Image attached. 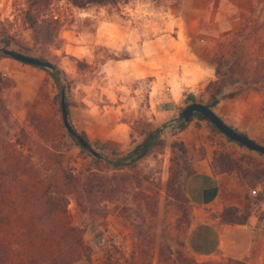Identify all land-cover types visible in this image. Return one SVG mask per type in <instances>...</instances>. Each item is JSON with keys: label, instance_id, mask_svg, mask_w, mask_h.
<instances>
[{"label": "rangeland", "instance_id": "obj_1", "mask_svg": "<svg viewBox=\"0 0 264 264\" xmlns=\"http://www.w3.org/2000/svg\"><path fill=\"white\" fill-rule=\"evenodd\" d=\"M24 1L0 0V15H4L0 20L9 31V37L0 40V73L5 82L1 92L4 108H0V151L7 148L6 142L18 141L16 149L22 154V162L34 166L32 173L48 178L55 173L57 162L77 175H86L93 168L101 171L100 176L105 180V193L101 194L100 201L103 216L90 218L82 214L73 200L68 206L74 220L86 227L84 240L92 248V263L102 264L112 256L123 261L137 253L142 264H246L224 257H196L188 247L187 236L192 225L213 219L217 214L204 213L184 197L185 182L194 172L193 151L204 150L187 139L202 124L207 128L211 134L210 145L215 146L210 169L215 173L235 172L250 188L248 202L236 213L235 220L246 222L255 214L263 229L264 155L229 141L206 121L194 119L183 129L178 126L180 122L172 123L191 103L209 105L237 90L229 92L230 85L216 76L211 87L195 95L186 93L182 103L173 104L164 92L165 83L161 82L156 88L162 98L158 104L155 98L151 102L149 98L153 78H140L147 75L142 71L145 66L152 70L160 64L167 66V72L175 79L178 77L177 58L166 59L168 53L176 50L172 44L176 27L169 5L177 1L131 0L127 4L78 9L67 0H53L52 10L61 20V26L59 40L48 48L46 58L61 72L59 76L66 88L65 100L70 104L69 117L75 131L82 133L79 122L84 107L99 105L109 110L118 103H129L131 107L124 116L133 137L128 151L143 141L141 134L146 124L152 130L161 128L159 134L165 145L155 148L133 169L124 171L107 166L103 159L108 156L100 143L89 141L90 147L102 158L96 159L69 137L62 119L60 89L50 73L2 54L3 50L10 49L28 56H41L30 32L14 15V3ZM256 33L253 30L252 34ZM237 44L238 39L233 35L226 38L213 62L221 73L231 72L242 83L244 77L251 75L254 65L250 57H238ZM160 53L164 58L159 57ZM127 59L132 60L130 65L135 70L131 82L122 75L125 69L119 64ZM263 73L264 60L257 64L249 80L251 84L261 81ZM122 95L125 96L121 102ZM30 120L41 122L39 130L29 125ZM44 138L54 142L47 143ZM174 143L183 144L186 157L178 147H172ZM51 145L55 149H50ZM8 178L5 177L6 199L16 201L20 195L10 197L9 190L21 184H13ZM22 178L29 181L25 174ZM252 190L258 191L256 197L250 196ZM17 227L16 223L10 227L7 223L1 230L9 234L11 228ZM7 240L10 244L16 242L10 236Z\"/></svg>", "mask_w": 264, "mask_h": 264}, {"label": "crops", "instance_id": "obj_2", "mask_svg": "<svg viewBox=\"0 0 264 264\" xmlns=\"http://www.w3.org/2000/svg\"><path fill=\"white\" fill-rule=\"evenodd\" d=\"M176 1L169 5L176 27V35L172 37L176 50L168 53L166 59L177 58L178 77L175 79L168 73V67L163 64L155 65L152 70L145 66L142 71L147 75L140 78H153L150 102L153 98L158 104L162 100L161 92L156 90L161 82L165 83L164 92L173 104L182 103L186 93L195 95L206 89L216 80L213 57L223 47L226 38L232 35L238 39V57H250L254 65L251 75L243 78L251 80L257 64L264 60V0ZM3 17L1 14L0 18ZM253 30L257 33L252 34ZM159 57L164 58L161 53ZM131 61L119 62L125 69L122 75L127 82L135 78ZM124 96L119 97L121 102ZM129 105L118 103L109 110L106 106L88 105L81 110L79 124L82 133L90 142L100 143L104 154L110 158L129 152L131 127L124 120L130 111ZM214 111L226 124L264 145V77L257 83V88L250 84L227 95L217 103ZM193 131L187 141L204 150L193 151L194 172L185 182V195L192 206L204 213L217 215L192 225L187 236L190 251L201 258L224 257L246 264H264V229L258 225L255 214L244 223L221 222V213L226 208L244 209L249 186L235 172H213L210 162L215 146L210 145L212 142L208 136L211 134L203 124L202 128Z\"/></svg>", "mask_w": 264, "mask_h": 264}, {"label": "trees", "instance_id": "obj_3", "mask_svg": "<svg viewBox=\"0 0 264 264\" xmlns=\"http://www.w3.org/2000/svg\"><path fill=\"white\" fill-rule=\"evenodd\" d=\"M67 1L78 9H86L91 6L101 7L127 4L131 0ZM52 5L53 0H25L20 4L14 3V15L16 19L21 21L23 27L30 32L33 43L41 51L39 58L43 60H47L46 53L48 48L55 46L59 40L61 20L53 13ZM8 24L11 25L12 23L9 22ZM8 35L9 31L6 29L5 23L0 20V40H3ZM40 69L51 74L60 89L62 99V95H65L66 88L62 84L59 76L61 72L57 68V74L45 68ZM232 74L231 72L221 73L219 67H216L218 80L222 78V82L230 85L229 92L251 84L247 80L238 83ZM263 77L264 73L260 76V80ZM211 85H214V83H211L209 87ZM252 86L257 88L255 82H252ZM4 89L5 82L0 73V108H4L1 99V92ZM215 101L218 103L217 99ZM65 102L67 105L68 119L70 121V104L66 100ZM194 119L208 122L215 131L223 134L203 115L196 113L189 122ZM1 125L2 123L0 121V127ZM29 125L39 130L41 122L30 120ZM186 125L187 123L181 121L178 126L180 129H183ZM149 126L151 125L146 124L142 134L140 133L144 136L143 141L133 147L131 151L117 158L105 157L103 160L106 161L107 166L115 171L133 169L139 161L149 156L155 148H162L165 142L160 138L159 133L161 128L152 130L148 128ZM67 134L84 151H89L71 133L67 131ZM80 136L90 146L86 135L81 133ZM44 140L50 144L54 142V140H48L47 138H44ZM228 140L234 142L229 138ZM236 144L244 147L239 143ZM6 145L7 148L0 151V264H93L92 248L84 240L86 227L74 220L68 210V206L71 200H73L82 214H86L90 218L103 216L100 201L101 194L105 193L103 189L105 180L103 176H100L99 172L101 171L93 168L86 175H77L73 171L69 172L62 164L57 162L54 165L55 173H53L52 177L49 176L50 178H48L42 174L32 173L34 166L27 164L26 161L24 163L22 162V154L16 149L18 141L11 140L6 142ZM172 147L175 149L178 147L184 157L187 156V150L183 144L174 143ZM49 148L55 149L52 145ZM49 148H46V150ZM49 154H51V151ZM96 159L102 158L99 155ZM24 174L28 177L29 181H23L22 176ZM5 177H10L8 179L13 180V184H21L20 187L13 186L9 190L10 197L20 195L21 198L16 201L6 199L5 191L7 189V183ZM106 183L110 184L111 182L110 180L107 181L106 178ZM184 197L188 200L186 195ZM6 207L8 208L7 211H5ZM9 211H11L10 214ZM237 212H239V208L237 207L226 208L221 214L223 216H221L222 222L227 224L244 223L235 220L234 217ZM7 223L9 227L12 223H16L18 227L11 228L10 233L6 234L1 230V227L3 228ZM8 236L16 242L10 244L7 240ZM140 263L139 255L132 253L131 257L123 261L116 256H112L102 264Z\"/></svg>", "mask_w": 264, "mask_h": 264}, {"label": "water", "instance_id": "obj_4", "mask_svg": "<svg viewBox=\"0 0 264 264\" xmlns=\"http://www.w3.org/2000/svg\"><path fill=\"white\" fill-rule=\"evenodd\" d=\"M2 54L6 57L15 59L21 63L31 65L33 67H40L48 69L49 71L57 74L56 67L53 63L47 60H43L39 57H33L28 56L22 53H18L16 51L5 49L2 51ZM217 104L216 101L212 102L209 105L202 104L199 102H194L188 105L186 108H184L178 119L172 121L173 124L179 123L181 121L188 123L194 114L199 113L203 115L206 119L209 120V122L214 125L220 132H222L226 137L231 139L232 141L239 143L246 147L247 149L251 151L258 152L262 155H264V145H260L257 142H255L253 139L244 136L242 133L238 132L228 124H226L213 110V107ZM61 112H62V119L65 128L69 133H71L84 147L89 149L91 154L94 157H98L99 154L95 150H93L89 144L78 134L74 131L72 128L70 121L68 119V111H67V105L65 102V95H62L61 99Z\"/></svg>", "mask_w": 264, "mask_h": 264}, {"label": "built area", "instance_id": "obj_5", "mask_svg": "<svg viewBox=\"0 0 264 264\" xmlns=\"http://www.w3.org/2000/svg\"><path fill=\"white\" fill-rule=\"evenodd\" d=\"M258 195V191L257 190H252L250 193V196L252 197H256Z\"/></svg>", "mask_w": 264, "mask_h": 264}]
</instances>
